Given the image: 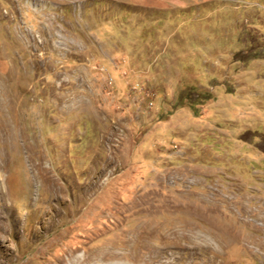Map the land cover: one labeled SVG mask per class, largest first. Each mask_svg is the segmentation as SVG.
<instances>
[{
  "label": "rangeland",
  "instance_id": "374dc122",
  "mask_svg": "<svg viewBox=\"0 0 264 264\" xmlns=\"http://www.w3.org/2000/svg\"><path fill=\"white\" fill-rule=\"evenodd\" d=\"M0 264H264V0H0Z\"/></svg>",
  "mask_w": 264,
  "mask_h": 264
}]
</instances>
